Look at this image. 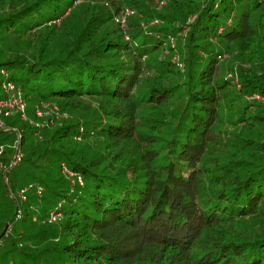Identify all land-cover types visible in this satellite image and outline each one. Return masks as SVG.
Segmentation results:
<instances>
[{"label":"trees","instance_id":"trees-1","mask_svg":"<svg viewBox=\"0 0 264 264\" xmlns=\"http://www.w3.org/2000/svg\"><path fill=\"white\" fill-rule=\"evenodd\" d=\"M0 75V264H264V0H0Z\"/></svg>","mask_w":264,"mask_h":264},{"label":"built area","instance_id":"built-area-1","mask_svg":"<svg viewBox=\"0 0 264 264\" xmlns=\"http://www.w3.org/2000/svg\"><path fill=\"white\" fill-rule=\"evenodd\" d=\"M190 20H193V18H191ZM120 22H121V25H123L124 19H120ZM1 72L3 73V71ZM1 85L5 92V97L0 99V128L3 127L2 116H8L12 111H19V112L24 113L25 108H26V102H25L23 93L19 87H17L13 82H10V81H3ZM249 98H254L264 103V96L260 94H257V93L252 94L251 96H249ZM47 107L48 105L46 103H41L40 106H37L35 108V112L37 116L47 115L53 109H56V107L53 106V108H51L50 110H47L48 109ZM0 153H1V149H0ZM20 157H21V153H20V150L18 148V143H17L13 164H16L20 160ZM63 171L66 172V169L64 167H63ZM30 186L31 185H29L28 187ZM25 190L26 188L22 189L21 192L19 193V196L22 199H25V196L23 195ZM41 190L42 189L40 187H37L35 191L36 193H40ZM20 216H21V210L18 208L16 212V219H18ZM57 216H59L58 213H56L55 216L53 217H51V215L49 214L50 220H55ZM1 244H2V238L0 239V246Z\"/></svg>","mask_w":264,"mask_h":264},{"label":"rangeland","instance_id":"rangeland-1","mask_svg":"<svg viewBox=\"0 0 264 264\" xmlns=\"http://www.w3.org/2000/svg\"><path fill=\"white\" fill-rule=\"evenodd\" d=\"M129 12H130V10H129V8L128 7H125L124 8V10L121 12L122 14H124V16H126L127 17V15L129 14ZM142 26H143V24H142ZM145 26V25H144ZM143 26V27H144ZM126 39V38H125ZM166 55V54H165ZM173 60L174 61H178V58L175 56V55H173ZM6 78L4 77V76H2V75H0V82L1 81H4ZM0 94H3V92H2V90H1V88H0ZM29 96H31V95H29ZM24 99H25V102H26V105H27V107H26V114L28 115V114H30V113H32L33 111H34V108H35V105H36V102H35V99H33V98H29V97H25L24 96ZM43 103H46L47 105L49 104V108L47 109V110H50L51 108H53V106H55L56 107V105L55 104H52L51 103V101L50 102H43ZM56 109H57V107H56ZM51 113H52V111H51ZM15 114V112H12L11 113V115H14ZM48 115V114H47ZM6 118V117H5ZM38 124H40V125H44L45 123L43 122V121H39V123ZM37 124V125H38ZM42 127V126H41ZM40 127V128H41ZM30 191V190H29ZM22 200H24V199H22ZM19 207H20V209L21 210H26L27 209V205L25 204V203H23V202H21L20 203V205H19ZM55 212V211H54ZM53 212V209L52 210H50V212H49V214L51 215V217H53V216H55V214L56 213H54ZM57 217H59V216H57ZM6 228H8V226L6 227ZM5 228V230H4V234H2L3 236H2V240L6 237V235H7V232L9 231L8 229H6ZM2 245V244H1Z\"/></svg>","mask_w":264,"mask_h":264},{"label":"water","instance_id":"water-1","mask_svg":"<svg viewBox=\"0 0 264 264\" xmlns=\"http://www.w3.org/2000/svg\"><path fill=\"white\" fill-rule=\"evenodd\" d=\"M8 225L5 226V228L7 227ZM4 233V232H3Z\"/></svg>","mask_w":264,"mask_h":264}]
</instances>
